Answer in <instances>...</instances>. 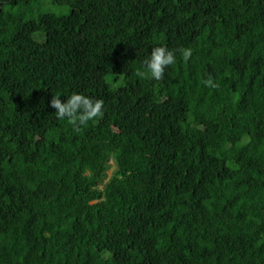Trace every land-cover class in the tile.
I'll use <instances>...</instances> for the list:
<instances>
[{"label": "trees", "instance_id": "obj_1", "mask_svg": "<svg viewBox=\"0 0 264 264\" xmlns=\"http://www.w3.org/2000/svg\"><path fill=\"white\" fill-rule=\"evenodd\" d=\"M25 1L0 0V264H264V0ZM73 94L103 116L57 119Z\"/></svg>", "mask_w": 264, "mask_h": 264}, {"label": "clouds", "instance_id": "obj_2", "mask_svg": "<svg viewBox=\"0 0 264 264\" xmlns=\"http://www.w3.org/2000/svg\"><path fill=\"white\" fill-rule=\"evenodd\" d=\"M182 58L187 61L191 55V49H179ZM176 62L173 50L165 47H155L152 49L150 58L145 60L147 71L151 77L156 80L163 79L164 70L169 65ZM206 86L218 87L213 83L211 77L203 82ZM50 107L54 108L57 119L68 118V122L73 125L74 130H78L80 125H86L89 120L103 116V101L92 100L81 94H73L68 97L67 102H62L59 96H53L50 101Z\"/></svg>", "mask_w": 264, "mask_h": 264}, {"label": "rangeland", "instance_id": "obj_3", "mask_svg": "<svg viewBox=\"0 0 264 264\" xmlns=\"http://www.w3.org/2000/svg\"><path fill=\"white\" fill-rule=\"evenodd\" d=\"M20 8L24 9L28 14L37 12H52L56 14H66L69 11L68 4H58L54 0H26L25 3L20 5ZM34 36L38 39L42 38L39 33H35ZM108 173H110V170H108Z\"/></svg>", "mask_w": 264, "mask_h": 264}]
</instances>
